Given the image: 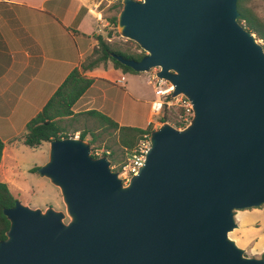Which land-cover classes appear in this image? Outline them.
<instances>
[{"label":"water","instance_id":"water-1","mask_svg":"<svg viewBox=\"0 0 264 264\" xmlns=\"http://www.w3.org/2000/svg\"><path fill=\"white\" fill-rule=\"evenodd\" d=\"M119 36L156 67L188 122L149 132L137 173L123 184L79 137L50 139L36 168L63 209L14 200L0 264H264L228 232L234 210L264 203V50L238 21L236 0H120Z\"/></svg>","mask_w":264,"mask_h":264},{"label":"crops","instance_id":"crops-1","mask_svg":"<svg viewBox=\"0 0 264 264\" xmlns=\"http://www.w3.org/2000/svg\"><path fill=\"white\" fill-rule=\"evenodd\" d=\"M99 27V14L91 0H0V169L7 163L6 171L16 168L20 179L25 173L33 180L41 178L28 169L46 160L44 151L38 162L18 166L23 155L17 148L25 146L20 137L23 126L90 53L95 36L101 35ZM83 75L92 81L72 104L73 113L95 110L118 126L139 128L150 119L153 95L151 86L150 91L140 86L148 84L144 73L123 71L107 61ZM139 114L145 120L137 126L132 121ZM44 143L27 148L34 151ZM0 181L10 186L9 178L1 173Z\"/></svg>","mask_w":264,"mask_h":264},{"label":"rangeland","instance_id":"rangeland-1","mask_svg":"<svg viewBox=\"0 0 264 264\" xmlns=\"http://www.w3.org/2000/svg\"><path fill=\"white\" fill-rule=\"evenodd\" d=\"M91 1L95 4V10L99 14V31L107 43H109L112 47L115 46L119 48H125L130 52L139 53L140 49L138 50L137 45L134 42L119 36L116 30V23H112L111 21L112 17H116V14L121 7L120 0ZM246 5L259 19L264 20V0H247ZM252 35L255 38V41L260 44L264 50V42L261 39L256 38L253 33ZM140 86L145 87L147 91H150L151 89L149 84L146 85L142 83ZM163 112L166 113L167 117V120L165 121L171 126L176 129H181L184 126L182 124L179 126L176 125V122L180 120L179 117L181 115V110L177 104L170 106ZM140 114L135 116L136 119L132 121L137 126L143 125L145 120L143 117L144 115ZM162 114L159 116H152V122L149 125H143L142 129L146 128V130L149 132L155 129L160 124L159 117L162 116ZM62 125H64L67 135L71 137H75V135L78 137V133L81 130H85L88 133L91 132L93 135H95L94 140L91 144H89L90 155L92 157H97L96 155L91 154L94 149L112 153L111 157L106 156L110 160V170L114 172L118 171V165L122 163L125 154L124 149L121 148L116 142L115 136L111 133H107L110 130L107 131L103 130V128H100L98 126L99 124L93 118L88 120L79 119L77 121H70L68 124L67 120H64ZM83 139L88 142L90 136L86 133ZM47 145L48 144L46 142L43 144V146H41V148L30 151L28 150L27 146H21L20 144L17 149L18 151H22L23 156L20 163H18L19 168L22 166H27L31 161L38 162L43 151L47 155ZM7 165L9 164L5 163L2 165L0 173L2 176L6 175L9 178L8 183L10 186H7L10 187V191L16 197L15 200H18L19 202L30 207H39L40 209H44L47 206H51L55 209H63L58 190L52 186L46 178H40L38 180V178L35 176L34 179L36 180H33L30 175L25 173V178L20 179L21 174L18 170L16 171V168H13L14 171L11 173L6 171V168L8 167ZM122 183L125 184L126 182ZM17 185H20V188L13 189V186ZM21 186H23V189ZM233 214L236 227L228 232V237L243 250L244 256L264 259V203L257 207L234 210Z\"/></svg>","mask_w":264,"mask_h":264},{"label":"trees","instance_id":"trees-1","mask_svg":"<svg viewBox=\"0 0 264 264\" xmlns=\"http://www.w3.org/2000/svg\"><path fill=\"white\" fill-rule=\"evenodd\" d=\"M246 1L247 0H236V9L238 12L236 19L248 31L253 33L256 38L264 42V20L259 19L252 10L247 7ZM111 21L115 23V17H112ZM95 40L96 45L92 47L90 53L79 63L78 67H74L69 71L41 109L24 124L20 135L23 145L29 148H35L42 142H48L50 139H59L69 136L65 132L64 125H62L64 120H67L68 124L70 121H77L79 119H95L100 128L107 131L110 130L107 133H111L115 136L116 142L124 149V154L130 151L143 133H149L146 128L142 129L128 125L118 126L116 122L95 110H87L78 113L72 112V104L92 81L91 78L83 75L85 70H89L99 64L105 65L107 61H110L115 68L134 72L129 67L119 63L114 58V55H120L123 58L134 60H138L144 55L142 50H139V53H134L125 48L112 47L102 35H96ZM137 48L139 49L138 46ZM163 111H165V109ZM162 113V116L159 117L160 122L167 120L166 113ZM176 125H181V121H177ZM86 133L90 136L88 143L91 144L95 138V135L91 132L88 133L85 130H81L78 133V137L83 139ZM2 147L3 143L0 140V154ZM111 154L112 153L109 152L107 154L102 153V155L108 157H111ZM36 168L37 166H32L29 171L36 172ZM15 199L16 197L10 191L7 184L0 181V239L4 238V232L8 227V220L2 214V209L12 206Z\"/></svg>","mask_w":264,"mask_h":264},{"label":"built area","instance_id":"built-area-1","mask_svg":"<svg viewBox=\"0 0 264 264\" xmlns=\"http://www.w3.org/2000/svg\"><path fill=\"white\" fill-rule=\"evenodd\" d=\"M156 69V67H153L147 72H144L146 82L151 86L153 95L148 106L150 119L147 120L146 124L149 125L152 122V116H159L164 109H168L170 106L177 104L181 108L179 119L181 124L185 125L191 116L189 101L182 95L171 97L172 85L167 80L157 77L155 75ZM75 137H77V135H75ZM148 146V133H143L130 151L125 153V157L122 163L118 165L117 171V176L122 182H127L132 175L137 173L139 166L143 162L144 154ZM102 153L107 154L108 152L94 149L91 154L100 156Z\"/></svg>","mask_w":264,"mask_h":264}]
</instances>
